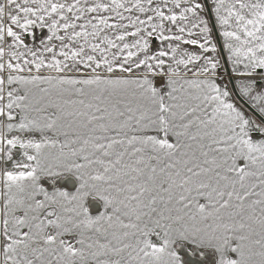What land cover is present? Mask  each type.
I'll list each match as a JSON object with an SVG mask.
<instances>
[{"label": "snow or ice", "instance_id": "obj_1", "mask_svg": "<svg viewBox=\"0 0 264 264\" xmlns=\"http://www.w3.org/2000/svg\"><path fill=\"white\" fill-rule=\"evenodd\" d=\"M189 256L264 264V0H0V264Z\"/></svg>", "mask_w": 264, "mask_h": 264}, {"label": "rangeland", "instance_id": "obj_2", "mask_svg": "<svg viewBox=\"0 0 264 264\" xmlns=\"http://www.w3.org/2000/svg\"><path fill=\"white\" fill-rule=\"evenodd\" d=\"M40 32H41V30L37 29L36 32H35V35L37 37H39ZM229 68H230V66H229ZM45 183H47V181H45ZM56 184L58 186H61V187H67L69 190H74L76 188V186H77V181H76V179L74 177H72L70 175H67V176H64V177H61L60 179H58L56 181ZM88 203H89V205L91 207V211L93 213H96V212L100 211V209L102 207V202H100L98 200H91L90 199ZM188 258L191 261H193L194 264H197V257L189 256Z\"/></svg>", "mask_w": 264, "mask_h": 264}, {"label": "water", "instance_id": "obj_3", "mask_svg": "<svg viewBox=\"0 0 264 264\" xmlns=\"http://www.w3.org/2000/svg\"><path fill=\"white\" fill-rule=\"evenodd\" d=\"M226 67H229L228 65H226Z\"/></svg>", "mask_w": 264, "mask_h": 264}, {"label": "bare ground", "instance_id": "obj_4", "mask_svg": "<svg viewBox=\"0 0 264 264\" xmlns=\"http://www.w3.org/2000/svg\"><path fill=\"white\" fill-rule=\"evenodd\" d=\"M66 182V181H65Z\"/></svg>", "mask_w": 264, "mask_h": 264}]
</instances>
